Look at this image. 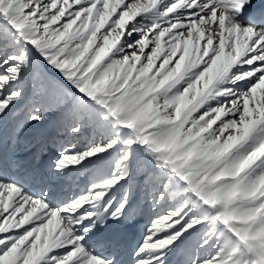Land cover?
Here are the masks:
<instances>
[{"label":"snow or ice","instance_id":"snow-or-ice-1","mask_svg":"<svg viewBox=\"0 0 264 264\" xmlns=\"http://www.w3.org/2000/svg\"><path fill=\"white\" fill-rule=\"evenodd\" d=\"M0 264H264V0H0Z\"/></svg>","mask_w":264,"mask_h":264},{"label":"rangeland","instance_id":"rangeland-1","mask_svg":"<svg viewBox=\"0 0 264 264\" xmlns=\"http://www.w3.org/2000/svg\"><path fill=\"white\" fill-rule=\"evenodd\" d=\"M138 235V234H137Z\"/></svg>","mask_w":264,"mask_h":264}]
</instances>
